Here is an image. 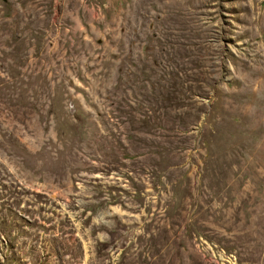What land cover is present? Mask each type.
Wrapping results in <instances>:
<instances>
[{"label": "rangeland", "instance_id": "rangeland-1", "mask_svg": "<svg viewBox=\"0 0 264 264\" xmlns=\"http://www.w3.org/2000/svg\"><path fill=\"white\" fill-rule=\"evenodd\" d=\"M0 264H264V0H0Z\"/></svg>", "mask_w": 264, "mask_h": 264}]
</instances>
